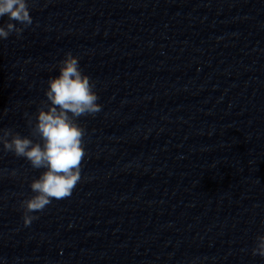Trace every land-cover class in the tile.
Segmentation results:
<instances>
[{
    "label": "clouds",
    "instance_id": "clouds-1",
    "mask_svg": "<svg viewBox=\"0 0 264 264\" xmlns=\"http://www.w3.org/2000/svg\"><path fill=\"white\" fill-rule=\"evenodd\" d=\"M30 6L29 0H0V18H8V22L0 26V39L7 40L13 33L20 38L33 24ZM57 67L59 74L47 81L46 100L41 101L35 113V123L33 117L25 113L31 136L38 137L39 141L22 136L12 128L0 129L4 152L26 159L33 169H43L30 183L33 195L19 202L25 227L39 218L33 213L43 212L53 200L69 198L81 182L86 129L78 120L95 117L102 110L97 102L96 82L83 73L79 57L69 51ZM15 174L13 171L12 175ZM251 255L264 258V235L256 237Z\"/></svg>",
    "mask_w": 264,
    "mask_h": 264
}]
</instances>
